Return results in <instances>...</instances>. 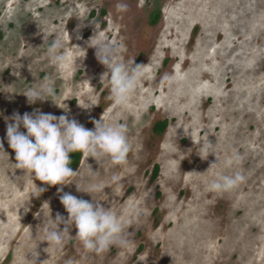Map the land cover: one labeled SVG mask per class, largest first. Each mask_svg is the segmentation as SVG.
I'll list each match as a JSON object with an SVG mask.
<instances>
[{"label": "rangeland", "instance_id": "rangeland-1", "mask_svg": "<svg viewBox=\"0 0 264 264\" xmlns=\"http://www.w3.org/2000/svg\"><path fill=\"white\" fill-rule=\"evenodd\" d=\"M95 29L123 46L118 59L143 66L122 105L87 43ZM57 39L62 67L46 55ZM45 77L55 97L29 105L21 93ZM33 110L88 129L124 123L132 150L123 164L81 153L69 184L49 187L13 170L5 140L0 264H33L37 254V264H264V0H0V138L5 116ZM237 172L246 178L238 187L209 190ZM34 184L47 190L34 196ZM90 185L103 191H77ZM58 187L116 212L128 245L89 252L74 227L62 245L46 242L50 216L67 217Z\"/></svg>", "mask_w": 264, "mask_h": 264}, {"label": "clouds", "instance_id": "clouds-1", "mask_svg": "<svg viewBox=\"0 0 264 264\" xmlns=\"http://www.w3.org/2000/svg\"><path fill=\"white\" fill-rule=\"evenodd\" d=\"M120 7L122 10L126 9V5ZM87 43L95 49L98 61L107 69L102 77L108 81L115 105L124 104L141 80L143 66L135 65L134 61L125 63L118 59L123 46L110 42L106 37L98 36L96 29ZM63 46L62 41L57 39L46 49V55L53 64L61 67L68 63V57L62 51ZM165 79L170 84L176 82L172 77ZM21 94L27 98L29 105H33L38 101H52L51 98L55 97L56 90L54 83L45 77L42 83L26 88ZM92 106L87 105L83 108L90 109ZM4 121L6 136L0 138V153L6 154L9 158L4 148L6 140L8 147L15 153L13 170H24L31 178L34 177L49 187L68 185L69 183L66 182L68 178L76 174V171L69 167L72 163L70 153L80 152L86 158L94 159L98 156L108 157L115 164H123L127 162V156L132 150L128 127L120 122L105 123L102 119L93 120L94 127L88 129L75 118L70 119L67 114L56 116L40 110L23 114L13 112L11 116H5ZM236 159H239L238 155ZM116 179L113 177L114 181ZM245 179V176L239 172L231 176L217 175L209 184V190L227 192L245 182ZM35 188L38 194L34 196H39L47 190L36 185ZM77 191L92 196L93 192L103 191V186L90 185L86 191L79 188ZM57 194L67 212V217L60 213H57L54 219L50 216V223L46 229V242L62 245L65 237L69 236V229L74 227L75 236L89 252L102 253L113 246L128 245L129 241L124 235L126 223L116 212L93 199L84 200L64 192L63 187L57 188ZM22 207L25 212L29 210L25 204L20 208ZM37 255L33 259V264H37ZM68 264L71 262L69 261Z\"/></svg>", "mask_w": 264, "mask_h": 264}, {"label": "trees", "instance_id": "trees-1", "mask_svg": "<svg viewBox=\"0 0 264 264\" xmlns=\"http://www.w3.org/2000/svg\"><path fill=\"white\" fill-rule=\"evenodd\" d=\"M164 126H165V122L160 121V122H157L155 124V129H156V131H162ZM69 155H70V159L72 161V163L69 165V167L73 168L79 160L80 152L70 153Z\"/></svg>", "mask_w": 264, "mask_h": 264}, {"label": "flooded vegetation", "instance_id": "flooded-vegetation-1", "mask_svg": "<svg viewBox=\"0 0 264 264\" xmlns=\"http://www.w3.org/2000/svg\"><path fill=\"white\" fill-rule=\"evenodd\" d=\"M92 16L93 15H95V12L94 11H92ZM156 14V11H154L153 12V16ZM162 122L164 121L165 122V126H164V128H163V130L166 128V125H167V120H161ZM158 122H160V121H158ZM162 130V131H163ZM80 159H81V153H80V156H79V160H78V162H77V164L72 168V169H74L78 164H79V162H80ZM158 171H159V169H158V166L156 165V166H154V169H153V171H152V179H155L156 177H157V175H158Z\"/></svg>", "mask_w": 264, "mask_h": 264}]
</instances>
